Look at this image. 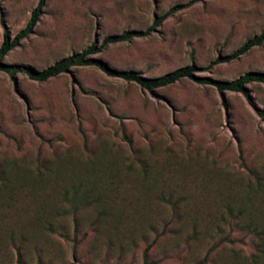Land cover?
Segmentation results:
<instances>
[{"label": "rangeland", "instance_id": "obj_1", "mask_svg": "<svg viewBox=\"0 0 264 264\" xmlns=\"http://www.w3.org/2000/svg\"><path fill=\"white\" fill-rule=\"evenodd\" d=\"M188 1L43 0L3 62L42 70ZM37 2L0 0V43ZM263 29L264 0H202L94 57L146 77L193 65L231 81L264 73V42L210 64ZM256 232L264 83L244 95L184 79L149 93L92 66L44 82L0 72V264H246Z\"/></svg>", "mask_w": 264, "mask_h": 264}, {"label": "trees", "instance_id": "obj_2", "mask_svg": "<svg viewBox=\"0 0 264 264\" xmlns=\"http://www.w3.org/2000/svg\"><path fill=\"white\" fill-rule=\"evenodd\" d=\"M202 0H189L183 5H175L169 8L165 13L160 15L159 17H155L150 26L147 27L144 31H127L118 35H111L102 40L99 45H89L84 50L78 53H73L67 57L61 58L54 62L52 65L42 69V70H34L27 66H19V65H9L3 62L4 56L7 55L9 51H11L18 43L27 37L32 29L34 28L39 10L42 6L43 0H38L36 6L30 12L29 18L25 23L24 27L17 32V34L12 38L8 39L6 34H3L1 43H0V72L5 73L6 75L12 77L17 73H21L25 75L28 79L44 82L48 79L59 76L60 74L66 73L72 67H86L92 66L103 72L105 75L110 77L119 78L128 83H134L139 88L152 93L154 90L158 88L167 87L173 85L174 83L181 80H189L197 84L210 85L214 87L217 91H230L242 93L245 95V86L251 83H264V73L259 71H248L234 80L231 81H220L213 80L208 77H200L196 75L198 69L193 66H183L167 73H164L157 77H146L141 76L140 74L134 71H120L115 70L108 67L99 59L95 58L94 55L99 53L104 47L109 44H115L120 42L130 41L133 38L144 37L150 34L156 27L160 26V24L169 16L178 12L185 7L191 6L196 2ZM264 42V29L261 32L247 39L243 44H241L238 48L232 51L230 54L217 56L215 60L210 64H218V63H227L233 60L238 59L239 57L248 53L252 48L260 46ZM257 114L262 118L263 115L261 112L257 111ZM53 174V173H52ZM35 186L32 185L30 187L31 194L35 191ZM18 190H25L26 187H17ZM75 201H73L74 203ZM253 229V228H252ZM254 230V229H253ZM264 233H257L256 237L260 239V245L255 249V254L251 255L248 258V262L246 264H264V244L261 240H264ZM263 237V238H261ZM205 259V258H204Z\"/></svg>", "mask_w": 264, "mask_h": 264}]
</instances>
